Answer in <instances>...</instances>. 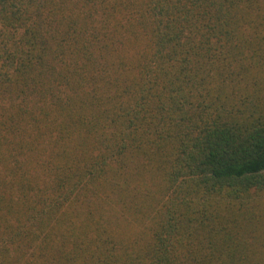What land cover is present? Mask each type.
<instances>
[{
	"label": "trees",
	"instance_id": "trees-1",
	"mask_svg": "<svg viewBox=\"0 0 264 264\" xmlns=\"http://www.w3.org/2000/svg\"><path fill=\"white\" fill-rule=\"evenodd\" d=\"M264 0H0V264H262Z\"/></svg>",
	"mask_w": 264,
	"mask_h": 264
},
{
	"label": "rangeland",
	"instance_id": "rangeland-1",
	"mask_svg": "<svg viewBox=\"0 0 264 264\" xmlns=\"http://www.w3.org/2000/svg\"><path fill=\"white\" fill-rule=\"evenodd\" d=\"M262 264H264V261L262 262Z\"/></svg>",
	"mask_w": 264,
	"mask_h": 264
}]
</instances>
